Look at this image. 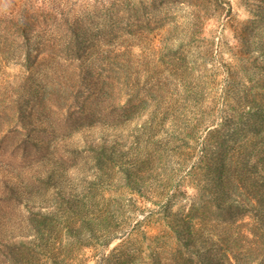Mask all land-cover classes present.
I'll list each match as a JSON object with an SVG mask.
<instances>
[{
    "label": "rangeland",
    "instance_id": "1",
    "mask_svg": "<svg viewBox=\"0 0 264 264\" xmlns=\"http://www.w3.org/2000/svg\"><path fill=\"white\" fill-rule=\"evenodd\" d=\"M10 255L264 264V0H0Z\"/></svg>",
    "mask_w": 264,
    "mask_h": 264
},
{
    "label": "trees",
    "instance_id": "2",
    "mask_svg": "<svg viewBox=\"0 0 264 264\" xmlns=\"http://www.w3.org/2000/svg\"><path fill=\"white\" fill-rule=\"evenodd\" d=\"M127 252H128V256H129V257H127V258H131L132 255L129 253L128 250L121 251L120 254H119V256H122L123 253H124V255H126ZM10 256H13V255H10ZM16 260H17V258L13 256V257H10V258H8L7 260H4V261H2V262H3V264H10V263L16 264V263H15ZM9 262H10V263H9ZM127 264H133L132 261H131V259L128 261Z\"/></svg>",
    "mask_w": 264,
    "mask_h": 264
}]
</instances>
